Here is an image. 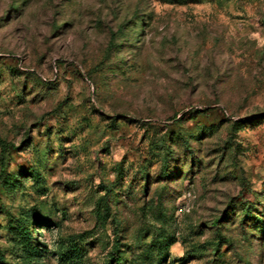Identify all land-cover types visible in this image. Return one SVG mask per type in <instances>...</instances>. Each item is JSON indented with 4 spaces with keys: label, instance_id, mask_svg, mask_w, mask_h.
<instances>
[{
    "label": "rangeland",
    "instance_id": "374dc122",
    "mask_svg": "<svg viewBox=\"0 0 264 264\" xmlns=\"http://www.w3.org/2000/svg\"><path fill=\"white\" fill-rule=\"evenodd\" d=\"M0 264H264V0H0Z\"/></svg>",
    "mask_w": 264,
    "mask_h": 264
}]
</instances>
